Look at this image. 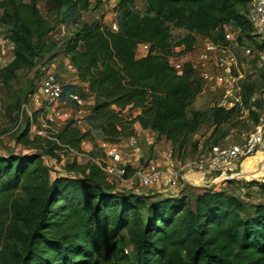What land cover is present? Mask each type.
Instances as JSON below:
<instances>
[{
    "label": "trees",
    "instance_id": "trees-1",
    "mask_svg": "<svg viewBox=\"0 0 264 264\" xmlns=\"http://www.w3.org/2000/svg\"><path fill=\"white\" fill-rule=\"evenodd\" d=\"M53 2L61 9L68 0ZM142 2L144 15L137 0L117 1V32L96 21L65 37L62 46L95 99L86 123L102 131L105 143L115 145L133 134L132 123L113 108L134 107L141 110L137 122L165 137L179 157L189 148L202 118L213 120L218 128L233 118L235 109L216 107L190 117L201 86L188 63L179 74L170 59L192 53L199 38L224 44L227 27L239 28L243 35L252 27L242 12L250 0ZM71 4L76 8L83 4L84 10L90 7L84 0ZM0 12V23L13 27L15 59L6 71L15 73L46 50L42 38L50 31L44 30L35 0H4ZM171 27L188 32L175 45L182 48L178 56ZM242 35L237 38L240 45ZM140 45H148L149 53L137 59ZM70 95L86 97L73 84L64 86L63 101L70 103ZM73 128L65 129L59 140L80 152L83 142L92 140L90 132ZM52 144V154L62 149ZM48 170L37 155L0 157V210L39 173L47 175L33 226L25 234L19 232L26 251L20 264H264V205L249 209L233 195L207 189L194 200L164 196L148 204L139 197L111 192L107 177L94 163L88 167L87 179L64 176L50 181ZM259 182L264 185V179ZM17 217L12 224L20 225ZM128 229L133 232V261L128 251L119 249V238Z\"/></svg>",
    "mask_w": 264,
    "mask_h": 264
},
{
    "label": "rangeland",
    "instance_id": "rangeland-1",
    "mask_svg": "<svg viewBox=\"0 0 264 264\" xmlns=\"http://www.w3.org/2000/svg\"><path fill=\"white\" fill-rule=\"evenodd\" d=\"M3 1L0 0V4ZM35 1L44 30L50 32L42 38L43 45L47 47L46 50L35 57L29 67L25 66L15 73L6 71L15 59L14 35L10 32L13 29L12 25L0 23V157L37 155L42 157L45 166L49 169L50 181L64 176L87 179L88 167L93 164L87 150L70 153L63 149H55L53 154L51 152L54 147L52 141L58 140L62 143L59 140L60 134L56 132H59L61 127L72 129L73 126L70 123L59 121L51 124L50 129L47 130V137L53 140L35 136L32 132V125L35 124L40 128L46 125L47 113L44 110V97L41 92L46 73L53 72L65 86L74 83L78 77L76 68L64 53L63 39L75 34L83 26L96 21L113 31L117 15L115 6L119 0H111L105 4L97 0H84L90 5L87 10L83 9V4L79 8L72 6L71 3L76 0H68L67 5L61 9L56 7L53 0ZM25 2L31 3L32 0H25ZM137 7L144 15L146 6L142 0H137ZM242 12L249 21L251 12L248 8ZM1 17L2 12H0V20ZM171 34L172 45L175 47L176 43L188 32L171 27ZM242 36L243 47L246 50H258L257 45L264 48V34H259L258 29L248 27ZM174 51L178 56L182 48L175 47ZM259 52L254 57L248 55L243 57L241 53H235L236 65L233 68V76L236 79L235 90L232 96L228 97V101H236L235 107L232 108L235 109V114L227 124L217 128L213 120L208 117L202 118L200 126L190 139V146L186 152L178 157V154L173 155L172 144H166L164 150L167 152L168 161L154 162L151 160V152L154 150L152 148L140 168L131 170L129 166L130 170L123 182H108L110 187L112 186L111 192L139 197L151 204L161 201L164 196L187 197L194 200L202 189H207L224 191L226 194L233 195L242 200L249 209L252 206L264 205V192L260 190L264 188V185L259 184L260 179H264L260 171V168H264L261 154L243 163H236L233 171L242 172V177L229 183H217L216 185L213 182V185L209 182L207 184L200 175H196L199 171L195 167L202 159L209 161L218 149L242 144L259 124V118L264 113V49H259ZM70 65L73 67L72 70L69 68ZM35 96L40 100V106L35 105L36 102L33 101ZM215 99L216 97L212 95H200L190 108V117L193 113H205L213 109ZM87 108L91 109V106ZM84 127L77 129L84 130ZM133 134H136L141 142V136L138 133ZM129 135L131 133L127 137ZM127 137L119 142L123 144V147ZM94 153V159H102L105 155L104 148ZM34 166L35 164L32 165ZM149 166H156L164 172V176L156 186L143 189L137 174ZM169 166L170 169H168ZM208 172H211V177L215 178L213 171L207 170L206 173ZM34 179L26 188L19 189L10 198V203L0 210V264H20L26 252L19 232L25 234L33 226L47 175L39 173ZM173 180H177V186L172 185ZM188 180L190 184L186 185ZM11 204L13 207L16 206L15 210H11ZM15 215L18 216L17 219H20L18 222L20 225L12 224L13 219L16 218ZM141 215L145 218L144 212ZM119 249L124 253L128 251L133 261L135 248L131 229L122 233L119 238Z\"/></svg>",
    "mask_w": 264,
    "mask_h": 264
},
{
    "label": "built area",
    "instance_id": "built-area-1",
    "mask_svg": "<svg viewBox=\"0 0 264 264\" xmlns=\"http://www.w3.org/2000/svg\"><path fill=\"white\" fill-rule=\"evenodd\" d=\"M101 3H107L111 0H97ZM249 23L253 28L259 30V34H264V0H250ZM239 29V28H238ZM114 32L118 31L117 21L113 24ZM241 35V29H239ZM226 41L224 44H216L210 40H205L204 45L195 55L185 57H173L170 59L171 65L176 72L182 74L185 71V64L188 63L194 71V78L200 84L202 95H212L216 99L213 108L220 107L232 109L236 101H228L235 90V77L233 68L235 64V53H241L242 56L248 55L254 57L259 54V50H246L240 45L234 36L233 27H227L225 30ZM239 35V36H240ZM235 42V47L232 43ZM148 48L149 46L146 45ZM235 50V51H234ZM191 54V53H190ZM70 70L73 67L70 65ZM64 84L57 78L53 72H47L41 85V92L44 97V110L46 115V125L41 128L32 125V132L39 138H48L47 130L51 124L61 122L72 123L74 127L79 128L86 124V117L89 115L86 100L79 95H70V103L63 101ZM264 106V101H263ZM43 124V121H41ZM48 125V126H47ZM49 140H53L48 138ZM124 148L135 155H142L141 142L136 134H132L125 140ZM56 144L67 152L75 153L70 146L55 140ZM108 144V143H107ZM118 144H109L104 148V157L102 159H92L99 169L107 177L109 183L123 182L127 175L129 166L121 164V149ZM261 154L264 160V113L259 118V124L253 133L242 144L234 145L226 149H218L214 155L206 161L200 160L196 164L198 173L205 175L207 170L213 171L215 181L218 183H229L240 179L242 172L233 171L236 163H243L250 158ZM172 157V154L169 156ZM171 160V159H169ZM242 166V165H241ZM141 187L150 189L159 184L163 178L164 172L156 166H149L138 174ZM173 186H177V180H173Z\"/></svg>",
    "mask_w": 264,
    "mask_h": 264
},
{
    "label": "crops",
    "instance_id": "crops-1",
    "mask_svg": "<svg viewBox=\"0 0 264 264\" xmlns=\"http://www.w3.org/2000/svg\"><path fill=\"white\" fill-rule=\"evenodd\" d=\"M247 8L250 11V7L248 6ZM116 17H115V19H116ZM233 29H234V36H235V38H237L240 35V31L236 27H233ZM205 40L206 39L199 38L198 42L196 44L195 50L191 54H189L188 56L195 55L197 53V51L204 45ZM232 45H233V47H235V45H236L235 42H233ZM148 53H149V48L146 45H140L136 51V58L137 59L145 58L148 55ZM71 84L79 86L80 88H82V91L86 95L85 100H86L87 107L91 106V108H92L94 103H95V99L93 96H91L89 94L88 86L86 84H82L78 77H76L75 82L71 83ZM33 101L36 102L35 103L36 106H40V104H39L40 100L38 99L37 96H35V98H33ZM113 109L117 112H121L122 117L126 122L132 123L130 131L132 133H138L141 136V144H142V149H143V154L141 156H138V155H135L134 153H131L130 151L126 150L123 147V144H119L121 152H122L121 164L126 165V166H130L131 170H137L138 168H140L143 160H146L147 153L149 151H151L152 148L154 149L151 152V160L152 161H154V162H162L163 160L168 161L167 152L164 150V146L166 144H170V142L167 141V139L165 137H159L156 133L152 132L151 130L144 129L137 122V117L140 115L141 110L136 109L134 107H129V108L125 109L124 111H121L117 107H114ZM84 126H83L84 130H80V129H78V130L83 134L90 132V137L92 140H87V141L83 142L81 148L83 151L87 150L90 158L94 159L95 158L94 152L100 148L101 149L105 148L109 144L104 142L102 131L99 128H96V127H94L88 123H86ZM64 131H65V129L61 127V128H59V132H56V133L62 134ZM143 158H145V159H143ZM168 169H170V166L168 167ZM196 175H200L207 184L209 182H210V184H213V182H214V184L217 185V183H218L217 181H215V179L213 177H211L212 176L211 172H208L205 175H202L200 173H196ZM208 177L211 178V180ZM185 184L186 185L190 184V181L189 180L186 181Z\"/></svg>",
    "mask_w": 264,
    "mask_h": 264
},
{
    "label": "bare ground",
    "instance_id": "bare-ground-1",
    "mask_svg": "<svg viewBox=\"0 0 264 264\" xmlns=\"http://www.w3.org/2000/svg\"><path fill=\"white\" fill-rule=\"evenodd\" d=\"M253 158H254V157H253ZM250 159H252V158H250ZM248 160H249V159H248ZM260 171H261V177L264 176V168H262V169L260 168Z\"/></svg>",
    "mask_w": 264,
    "mask_h": 264
}]
</instances>
